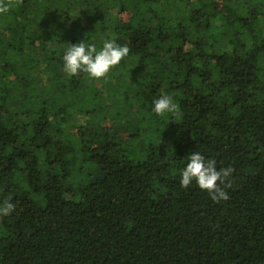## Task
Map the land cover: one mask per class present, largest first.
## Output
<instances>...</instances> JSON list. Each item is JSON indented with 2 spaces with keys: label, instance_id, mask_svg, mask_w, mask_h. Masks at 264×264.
<instances>
[{
  "label": "trees",
  "instance_id": "trees-1",
  "mask_svg": "<svg viewBox=\"0 0 264 264\" xmlns=\"http://www.w3.org/2000/svg\"><path fill=\"white\" fill-rule=\"evenodd\" d=\"M4 5L0 264H264V0ZM106 39L129 54L104 78L63 72ZM193 150L228 200L181 187Z\"/></svg>",
  "mask_w": 264,
  "mask_h": 264
},
{
  "label": "clouds",
  "instance_id": "clouds-1",
  "mask_svg": "<svg viewBox=\"0 0 264 264\" xmlns=\"http://www.w3.org/2000/svg\"><path fill=\"white\" fill-rule=\"evenodd\" d=\"M8 5L0 7L5 12ZM129 54L127 45H120L112 39H106L100 47L95 43L85 42L69 45L62 57V70L69 77L78 73H86L90 78H104L110 70L118 66ZM176 110L171 95H161L153 101L152 111L156 116L163 117ZM231 172L230 168L217 169L216 162L206 158L200 151L193 150L187 156L186 165L180 170V185L189 188L195 186L206 192L214 203L229 199L228 193L221 187ZM15 206L10 202L0 205V216H8Z\"/></svg>",
  "mask_w": 264,
  "mask_h": 264
},
{
  "label": "rangeland",
  "instance_id": "rangeland-1",
  "mask_svg": "<svg viewBox=\"0 0 264 264\" xmlns=\"http://www.w3.org/2000/svg\"><path fill=\"white\" fill-rule=\"evenodd\" d=\"M114 133H117L118 135L123 136V137L126 136L127 132H126V124H125V122H122L121 124H119L115 128Z\"/></svg>",
  "mask_w": 264,
  "mask_h": 264
}]
</instances>
